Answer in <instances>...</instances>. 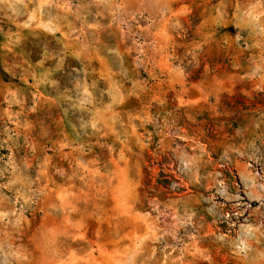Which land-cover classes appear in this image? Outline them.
I'll return each mask as SVG.
<instances>
[{
	"label": "rangeland",
	"instance_id": "374dc122",
	"mask_svg": "<svg viewBox=\"0 0 264 264\" xmlns=\"http://www.w3.org/2000/svg\"><path fill=\"white\" fill-rule=\"evenodd\" d=\"M0 264H264V0H0Z\"/></svg>",
	"mask_w": 264,
	"mask_h": 264
}]
</instances>
